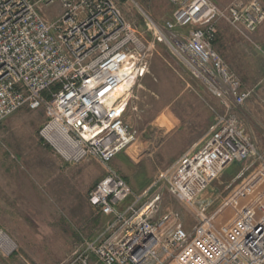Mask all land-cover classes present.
Listing matches in <instances>:
<instances>
[{
	"label": "built area",
	"instance_id": "obj_1",
	"mask_svg": "<svg viewBox=\"0 0 264 264\" xmlns=\"http://www.w3.org/2000/svg\"><path fill=\"white\" fill-rule=\"evenodd\" d=\"M168 1L174 10L164 31L192 26L183 39L174 34L171 43L225 109L157 180L194 212L190 231L176 213L158 214L159 193L149 187L133 191L108 166L136 137L125 120L129 98L120 106L122 97L112 95L148 69L149 44L117 0H0V123L23 106L43 108L38 136L63 161L97 159L107 167L88 199L110 219L68 264H264V159L212 213L202 195L226 167L255 155L237 114L250 92L241 89L213 42L221 20L253 33L264 21V0H232L223 7L211 0ZM54 4L60 12L48 19L43 10ZM145 21L160 32L148 16ZM227 210L233 215L221 222ZM14 245L0 229V257Z\"/></svg>",
	"mask_w": 264,
	"mask_h": 264
},
{
	"label": "rangeland",
	"instance_id": "obj_2",
	"mask_svg": "<svg viewBox=\"0 0 264 264\" xmlns=\"http://www.w3.org/2000/svg\"><path fill=\"white\" fill-rule=\"evenodd\" d=\"M211 1L223 7L232 0ZM117 2L149 44L148 69L133 85L125 112V120L136 133L135 141L108 166L133 191L149 187L159 193L158 214L176 213L190 231L196 221L194 212L157 180L161 172L202 140L225 109L185 61L175 42L171 43L174 34H181L183 39L192 26L172 34L164 31V23L174 10L168 0ZM59 12V5L54 4L43 10V15L50 19ZM145 16L160 32L145 26ZM215 40L229 59L236 58L237 65L244 69L243 82L251 85L249 89L264 86V21L253 33L242 34L221 20ZM218 53L232 70L228 57ZM261 109L264 116V107ZM44 120L43 108L23 106L0 123V229L15 244L8 256L0 257L3 264H68L83 243L99 234L110 219L96 213L88 199V191L107 167L97 159L76 164L63 161L38 136ZM260 159H264V150L256 148L253 157L233 163L220 173L202 194L210 200L209 213L252 177ZM232 215L227 210L221 222Z\"/></svg>",
	"mask_w": 264,
	"mask_h": 264
},
{
	"label": "crops",
	"instance_id": "obj_3",
	"mask_svg": "<svg viewBox=\"0 0 264 264\" xmlns=\"http://www.w3.org/2000/svg\"><path fill=\"white\" fill-rule=\"evenodd\" d=\"M216 41L217 40L213 42V48L216 51L218 50V52L223 54L226 58L228 57L227 60L228 62H230L229 65H231V67L234 69L232 70L235 72L237 77H239L241 89L250 92L244 104L237 110V114L241 118L245 129L249 136L252 138L256 148L258 150H264V116L262 113V109L260 110L261 107H264V86H260L258 88L254 86L252 87V89H249L251 85L249 83L243 82L245 81L243 75H246L244 69L240 67L239 63L237 65L236 58L230 60L229 54L223 51L222 46L216 45ZM233 56L234 55H232L231 57ZM236 56L237 58L240 56V51L236 53ZM261 78L263 80V76Z\"/></svg>",
	"mask_w": 264,
	"mask_h": 264
},
{
	"label": "bare ground",
	"instance_id": "obj_4",
	"mask_svg": "<svg viewBox=\"0 0 264 264\" xmlns=\"http://www.w3.org/2000/svg\"><path fill=\"white\" fill-rule=\"evenodd\" d=\"M134 85V80L133 78L127 79L125 82H123L122 84L119 85V87L117 88V90L113 93L112 95V100H115L116 98H120L122 97L121 100V105L126 103L127 99L130 97L131 95V90L133 88ZM111 100V101H112ZM162 120V119H161ZM159 123V122H158ZM161 125V124H160ZM166 126V125H165ZM161 127V126H160Z\"/></svg>",
	"mask_w": 264,
	"mask_h": 264
}]
</instances>
